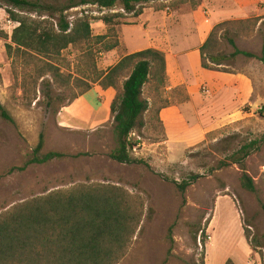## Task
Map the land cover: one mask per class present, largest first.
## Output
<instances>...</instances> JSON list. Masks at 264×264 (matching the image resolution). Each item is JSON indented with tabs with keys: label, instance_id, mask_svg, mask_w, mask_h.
<instances>
[{
	"label": "rangeland",
	"instance_id": "1",
	"mask_svg": "<svg viewBox=\"0 0 264 264\" xmlns=\"http://www.w3.org/2000/svg\"><path fill=\"white\" fill-rule=\"evenodd\" d=\"M222 1L151 2L142 7L139 16L125 13L120 6L113 10L85 6L68 11L71 23L83 15L96 18L122 15L113 18L112 24L101 19L94 20L91 25L92 39L71 46L52 59L64 76L62 80H69V87L63 85V81L54 83L49 76L36 86L32 83L33 76H36L35 65L44 66V63H38L34 58H18L17 54L9 57L7 46L13 45L12 35L18 24L8 19V6L1 2L0 103L15 122L6 121L0 115V214L47 192L70 191L80 185H115L144 203L140 227L119 264H202L207 255L209 222L213 218L215 204L219 198L227 197L238 206L248 242L255 250L257 264H264L263 63L241 55L223 59V66L219 68L231 74H248L253 79L257 105L253 107L255 116L251 120L217 130L196 145L168 146L158 112L174 103L175 99L170 102L164 87L152 82L144 91L150 110L143 116L144 125L133 137L135 140L140 138L141 144H144L132 154L138 162L120 164L110 157L118 144L114 123L107 118L110 109L105 108L107 96L102 93L105 89L98 79L128 53L127 48L120 44L123 27L137 26L127 30L126 37L133 39L129 47L144 46L148 39L143 29L154 12H208L214 11ZM42 3L58 10L67 6L68 0H43ZM226 6H240V11L247 14H238L224 22L216 44L209 50L210 55L231 56L234 48L230 40H233L240 50L261 56L264 0L242 5L226 2ZM54 13L49 11L45 14L53 16ZM57 16L56 12L55 18ZM115 42L119 46L111 56L107 54L106 47ZM51 80L52 84H49ZM88 86L91 90L87 93L96 95L98 92L94 98L98 106V121L79 128L76 124L79 118L72 117L75 119L72 127H62L60 112ZM174 94L179 95V100L184 96L182 89ZM258 108L263 109L259 111ZM249 109L246 107L245 111ZM41 133L45 135L41 156L59 152L67 157L43 165H32L24 172L16 170L33 157ZM255 141L258 143L245 161L246 172L253 178L257 189L251 193L242 187L243 170L234 161L244 145ZM193 177H197L194 183L184 195L181 194L178 186ZM227 202L230 201L223 199L222 206H226ZM226 216L227 209L220 213V217ZM236 243L235 251L243 261L248 255L247 242Z\"/></svg>",
	"mask_w": 264,
	"mask_h": 264
},
{
	"label": "trees",
	"instance_id": "2",
	"mask_svg": "<svg viewBox=\"0 0 264 264\" xmlns=\"http://www.w3.org/2000/svg\"><path fill=\"white\" fill-rule=\"evenodd\" d=\"M42 1L0 0L8 6V19L18 24L12 35L13 45L7 46V52L11 58L17 54L18 58H34L38 63H44V66L35 65L36 76H33L32 83L36 86L49 76L54 83L63 81L62 84L69 87V80H62L64 76L52 59L69 47L92 39L94 20L112 24L113 18L122 15L112 14L103 18L83 15L71 23L68 11L85 6H96L100 10H113L120 6L125 13L139 16L144 5L169 0H68V5L58 10ZM49 11L55 12L53 16L45 14ZM33 13L36 15L32 16ZM224 25L216 26L201 48L205 69L224 71L210 66L208 59L215 65H221L223 59L241 55L264 64V44L261 56L240 50L233 40H230L234 48L231 56L210 55L209 50L216 44L219 30ZM118 46L119 43L115 42L106 48L112 51ZM52 80L48 83L52 84ZM98 81L103 89L112 88L116 93L110 106V120L114 123L118 147L110 157L120 164L137 163L132 158L133 148L137 145L132 134L144 125L143 116L150 110L149 101L144 98L145 88L155 82L166 91L165 54L156 49L130 54L103 73ZM90 90L91 86H88L82 94L75 96L74 101ZM0 115L6 121L15 122L1 103ZM257 143L244 145L234 161L243 170L242 187L251 193L257 189L253 178L246 172L245 161ZM44 146L45 135L41 133L33 157L15 169L24 172L32 165L67 157L59 152L41 156ZM196 178L180 184L179 192L184 195ZM143 213L141 199L115 185H80L70 191L44 193L0 214V264H119L132 244ZM245 236L248 241L246 231ZM202 264H206V257ZM226 264L235 263L229 259Z\"/></svg>",
	"mask_w": 264,
	"mask_h": 264
},
{
	"label": "crops",
	"instance_id": "3",
	"mask_svg": "<svg viewBox=\"0 0 264 264\" xmlns=\"http://www.w3.org/2000/svg\"><path fill=\"white\" fill-rule=\"evenodd\" d=\"M255 1L223 0L214 11L208 12H154L153 18L147 21V27L143 29L148 39L146 45L134 48L129 47L133 39H128L126 33L137 26L123 27L120 44L128 50L124 57L148 49H156L165 54L168 77L166 94L170 102L175 99L174 103L162 107L159 112L168 146L196 145L217 130L251 120L255 116L253 107L257 104L253 79L248 74L205 69L201 54V48L216 26L238 14H247L240 11V6L227 7L226 2L242 5ZM115 53L112 50L107 54L112 56ZM208 64L218 68L223 66V63L215 65L209 59ZM179 89L184 93L181 100L177 99L178 94H174ZM102 93L107 96L105 108L109 110L115 90L109 88ZM97 95L98 92L96 95L86 93L64 107L59 114L61 126L72 127L75 121L72 117L79 118L76 122L79 128L95 124L99 118L94 100ZM246 107L250 109L245 111ZM107 118L110 119V114ZM81 120L82 125H79ZM223 199L230 202L222 206ZM225 209L228 216L220 217ZM209 233L206 264H226L229 259L235 264H257L255 252L246 239L238 207L231 199L221 197L217 200ZM242 241L247 242L248 248V255L243 261L235 251L236 242Z\"/></svg>",
	"mask_w": 264,
	"mask_h": 264
},
{
	"label": "built area",
	"instance_id": "4",
	"mask_svg": "<svg viewBox=\"0 0 264 264\" xmlns=\"http://www.w3.org/2000/svg\"><path fill=\"white\" fill-rule=\"evenodd\" d=\"M258 109H259V111H261L263 108H258ZM134 136H136L135 133L132 134V138ZM134 141H137V145L133 148V152H136V151H138L139 148H141V145H144V144H141V139L140 138H138L137 140L134 139Z\"/></svg>",
	"mask_w": 264,
	"mask_h": 264
}]
</instances>
